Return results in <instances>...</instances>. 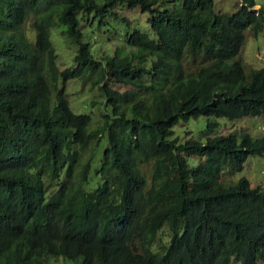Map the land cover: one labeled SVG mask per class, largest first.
Listing matches in <instances>:
<instances>
[{"label": "trees", "instance_id": "obj_1", "mask_svg": "<svg viewBox=\"0 0 264 264\" xmlns=\"http://www.w3.org/2000/svg\"><path fill=\"white\" fill-rule=\"evenodd\" d=\"M255 4L0 0V264H264V191L215 180L264 154V135L217 131L218 117L264 119V66L245 72L237 57L264 22ZM124 7L148 13L145 29ZM94 21L125 25L99 57L83 40ZM51 27L75 46L72 65H58ZM199 50L208 60L192 70ZM75 78L102 93L93 114L71 109ZM199 115L204 140L172 136Z\"/></svg>", "mask_w": 264, "mask_h": 264}, {"label": "rangeland", "instance_id": "obj_2", "mask_svg": "<svg viewBox=\"0 0 264 264\" xmlns=\"http://www.w3.org/2000/svg\"><path fill=\"white\" fill-rule=\"evenodd\" d=\"M255 1V8L262 7L264 9V0ZM236 6H238V0H215V10L217 12H231L235 10ZM123 9H125L123 10L125 15L129 17L138 16L141 18L140 21H135V25L145 29L144 25H148L146 21L148 16L147 12L143 13L139 11V8L126 10L127 8L124 7ZM109 27V23L99 25L97 21H94L92 24L88 23L86 26L82 27L83 40L91 44V52L97 57L101 54L111 53L114 46L121 42V35L119 34H123L125 30L124 23L121 21L116 23L115 27L118 33H114L113 29H107ZM60 32L61 29L59 27H51L49 31L50 40L57 54L56 60L58 65L60 67L70 66L73 64V55L76 49L72 43L66 40L65 35ZM237 57L242 62L245 72H249L251 68L264 66V22L262 23L260 31L257 33L251 28L245 30V40ZM207 60V56L202 50L194 53L187 51L186 63L192 70L205 64ZM65 90L67 92L69 105L74 112H90L93 114L100 108L99 103L104 99L102 93L99 95L96 88H90L77 78L69 79L66 82ZM92 99L97 100V103L92 104ZM218 120L219 127L217 131L221 133L242 130L249 131L253 136L264 135V119L261 116H243L234 120L218 117ZM205 123V115L191 117L186 121L181 120L173 126L172 136L177 137L179 142L187 138L204 140ZM199 160L200 157L197 155L188 156V163L190 165H195ZM153 166L152 160L140 164V168L148 182H151ZM240 176L247 177L252 186H259L264 191V154L250 155L240 170L223 169L221 174L215 177V180L228 186L236 182ZM165 179L166 175H162L158 182L162 184ZM60 258L62 259V264H78V261H72L61 256ZM58 262L59 257L49 256V262H47V264ZM231 264L238 263L232 262Z\"/></svg>", "mask_w": 264, "mask_h": 264}]
</instances>
